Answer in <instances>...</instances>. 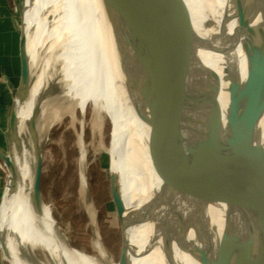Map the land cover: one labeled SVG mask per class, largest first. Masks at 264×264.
<instances>
[{
    "label": "water",
    "instance_id": "obj_1",
    "mask_svg": "<svg viewBox=\"0 0 264 264\" xmlns=\"http://www.w3.org/2000/svg\"><path fill=\"white\" fill-rule=\"evenodd\" d=\"M95 1L110 30L125 92L149 127L148 142L172 161L154 183L140 218L174 261L180 256L184 264H264V0H251L250 43L223 27L213 32L211 21L206 30L212 32L201 30L185 0ZM21 58L22 87L28 90L24 33ZM180 67L198 68L205 86L218 93L226 127L184 95ZM0 159L14 170L10 154L0 152ZM42 170L41 151L36 200H43ZM185 209L217 224L226 240L213 250L177 239L168 231V219ZM118 211V264H125L128 244ZM31 261L41 264L35 255Z\"/></svg>",
    "mask_w": 264,
    "mask_h": 264
},
{
    "label": "bare ground",
    "instance_id": "obj_2",
    "mask_svg": "<svg viewBox=\"0 0 264 264\" xmlns=\"http://www.w3.org/2000/svg\"><path fill=\"white\" fill-rule=\"evenodd\" d=\"M185 1L201 30L212 32L206 30L207 22L211 21L213 32L223 27L242 40L252 41L251 0ZM23 4L22 34L26 36L30 84L27 90L21 81L11 112L10 158L15 168L9 169L0 203V250L5 259L10 264H35L31 257L40 249L53 261L39 259L41 264H97L91 254L70 245L53 210L44 200H36L34 190L41 141L53 114L48 110L49 102L39 99L43 87L39 69L46 52L62 47L59 55L64 60L62 69L72 79L69 92L79 99L80 111L85 113L88 102L94 101L106 108L112 119L108 148L111 187L116 212L119 215L121 210L125 223L123 233L128 244L125 264H184L180 256L176 261L168 257L154 239L151 226L140 218L141 210L152 200L154 183L172 161L148 142L149 127L138 118L125 92L101 9L95 0H24ZM35 72L38 78L33 81ZM178 73L184 95L226 127L225 106L218 93L205 86L201 71L180 67ZM82 183L87 190L85 176ZM168 231L180 241L204 249L215 250L226 240L225 232L217 224L186 209L168 219ZM100 251L107 255L101 247Z\"/></svg>",
    "mask_w": 264,
    "mask_h": 264
},
{
    "label": "rangeland",
    "instance_id": "obj_3",
    "mask_svg": "<svg viewBox=\"0 0 264 264\" xmlns=\"http://www.w3.org/2000/svg\"><path fill=\"white\" fill-rule=\"evenodd\" d=\"M10 2L17 11V19L21 20L24 0ZM61 51L59 47L46 52L39 69L43 75L39 99L48 101V110L53 111L41 141L42 198L53 210L61 231L74 248L91 254L97 264L117 263L121 256L122 235L111 187L108 148L112 119L107 109L94 101L88 102L85 113L80 111L79 99L69 92L72 79L63 72ZM37 78L38 73H33L32 80ZM16 95L17 91L14 102ZM11 152L10 145L7 154ZM8 176L9 169L0 159V203ZM83 176L88 180L89 191L83 188ZM100 247L104 250L106 247L110 255L103 256ZM4 256L0 250L2 263L10 264ZM36 257L53 263L44 250H37Z\"/></svg>",
    "mask_w": 264,
    "mask_h": 264
},
{
    "label": "crops",
    "instance_id": "obj_4",
    "mask_svg": "<svg viewBox=\"0 0 264 264\" xmlns=\"http://www.w3.org/2000/svg\"><path fill=\"white\" fill-rule=\"evenodd\" d=\"M10 0H0V152L10 148V118L14 94L22 81V19ZM0 264H3L0 259Z\"/></svg>",
    "mask_w": 264,
    "mask_h": 264
}]
</instances>
